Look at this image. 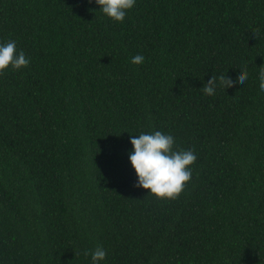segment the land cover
I'll use <instances>...</instances> for the list:
<instances>
[{"label": "trees", "instance_id": "16d2710c", "mask_svg": "<svg viewBox=\"0 0 264 264\" xmlns=\"http://www.w3.org/2000/svg\"><path fill=\"white\" fill-rule=\"evenodd\" d=\"M9 40L30 63L0 73V264H90L97 246L104 264H264V0H136L122 23L0 0ZM155 131L197 153L175 199L134 186L129 135Z\"/></svg>", "mask_w": 264, "mask_h": 264}, {"label": "clouds", "instance_id": "9594fccd", "mask_svg": "<svg viewBox=\"0 0 264 264\" xmlns=\"http://www.w3.org/2000/svg\"><path fill=\"white\" fill-rule=\"evenodd\" d=\"M94 4L102 16L114 23H122L136 0H88ZM97 12V11H96ZM145 60L143 55H135L131 59L133 65H141ZM30 59L22 50H17L15 40L0 43V73L8 70L19 71L26 68ZM258 87L264 92V67H259ZM219 80L224 84L236 82L242 85L248 79L245 69H240L236 76L228 71L218 73ZM217 85V77L211 76L203 87L205 95H211ZM174 137L161 131L144 132L139 135H129L130 151L127 153L128 164L136 178L135 187L143 189L146 196L156 199H175L183 190L184 185L192 177V165L197 157L194 149L174 150ZM91 257L90 264H104L107 252L97 246L95 250L85 251V256Z\"/></svg>", "mask_w": 264, "mask_h": 264}]
</instances>
